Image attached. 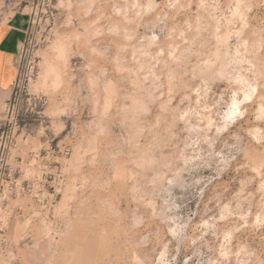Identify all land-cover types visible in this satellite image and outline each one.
I'll return each mask as SVG.
<instances>
[{
    "label": "clouds",
    "instance_id": "obj_1",
    "mask_svg": "<svg viewBox=\"0 0 264 264\" xmlns=\"http://www.w3.org/2000/svg\"><path fill=\"white\" fill-rule=\"evenodd\" d=\"M13 31L0 264H264V0H0Z\"/></svg>",
    "mask_w": 264,
    "mask_h": 264
},
{
    "label": "crops",
    "instance_id": "obj_2",
    "mask_svg": "<svg viewBox=\"0 0 264 264\" xmlns=\"http://www.w3.org/2000/svg\"><path fill=\"white\" fill-rule=\"evenodd\" d=\"M20 19L22 18L17 17L14 23L19 24ZM23 19H27V17H23ZM25 27L27 26L25 25ZM22 39H24V35L21 32L0 33V52L15 54L17 41ZM15 77L14 56H0V80L9 83Z\"/></svg>",
    "mask_w": 264,
    "mask_h": 264
},
{
    "label": "built area",
    "instance_id": "obj_3",
    "mask_svg": "<svg viewBox=\"0 0 264 264\" xmlns=\"http://www.w3.org/2000/svg\"><path fill=\"white\" fill-rule=\"evenodd\" d=\"M14 67H15V70H16V75H17V67H19V65H18V63H17V62H15V59H14ZM21 70H22V68H21Z\"/></svg>",
    "mask_w": 264,
    "mask_h": 264
},
{
    "label": "rangeland",
    "instance_id": "obj_4",
    "mask_svg": "<svg viewBox=\"0 0 264 264\" xmlns=\"http://www.w3.org/2000/svg\"><path fill=\"white\" fill-rule=\"evenodd\" d=\"M0 130H2V129H0Z\"/></svg>",
    "mask_w": 264,
    "mask_h": 264
}]
</instances>
